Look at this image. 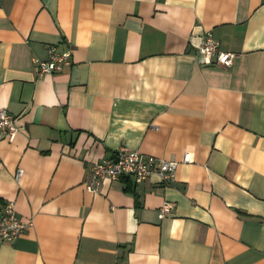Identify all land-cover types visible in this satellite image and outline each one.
Wrapping results in <instances>:
<instances>
[{"label":"crops","instance_id":"obj_1","mask_svg":"<svg viewBox=\"0 0 264 264\" xmlns=\"http://www.w3.org/2000/svg\"><path fill=\"white\" fill-rule=\"evenodd\" d=\"M50 46L71 64L39 76ZM2 108L0 213L27 228L0 264H264V0H0ZM121 145L191 160L87 191Z\"/></svg>","mask_w":264,"mask_h":264},{"label":"built area","instance_id":"obj_2","mask_svg":"<svg viewBox=\"0 0 264 264\" xmlns=\"http://www.w3.org/2000/svg\"><path fill=\"white\" fill-rule=\"evenodd\" d=\"M197 55H200L206 63L222 66L231 65L234 57L232 52L220 49L218 40L210 30L204 33ZM33 61L35 72L39 76L58 73L71 64V50H58L56 47L50 46L46 58H34ZM18 130L19 127L11 113L4 108L0 109V132L11 139ZM190 160L189 152H185L182 159L177 160L144 154L136 149L121 145L112 158L91 164V175L84 181V187L87 191H96L103 180H117L121 176H131L136 183L142 182L153 174L157 175L161 181H172L175 178L177 167L181 163L190 162ZM21 174L22 170L18 168L15 172L16 179ZM170 211L171 204L164 203L159 208L158 216L162 218ZM26 228L27 225L21 222L15 214L13 202L5 201L0 213V246L13 241Z\"/></svg>","mask_w":264,"mask_h":264},{"label":"trees","instance_id":"obj_3","mask_svg":"<svg viewBox=\"0 0 264 264\" xmlns=\"http://www.w3.org/2000/svg\"><path fill=\"white\" fill-rule=\"evenodd\" d=\"M124 177H127V176H121L120 178H124ZM4 203H5V202H4ZM4 203H3V204H4Z\"/></svg>","mask_w":264,"mask_h":264}]
</instances>
